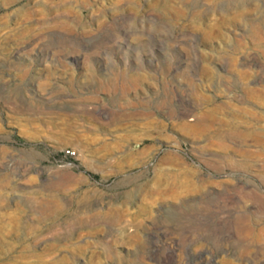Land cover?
Masks as SVG:
<instances>
[{
    "label": "rangeland",
    "instance_id": "374dc122",
    "mask_svg": "<svg viewBox=\"0 0 264 264\" xmlns=\"http://www.w3.org/2000/svg\"><path fill=\"white\" fill-rule=\"evenodd\" d=\"M0 195V264H264V0H0Z\"/></svg>",
    "mask_w": 264,
    "mask_h": 264
},
{
    "label": "bare ground",
    "instance_id": "6f19581e",
    "mask_svg": "<svg viewBox=\"0 0 264 264\" xmlns=\"http://www.w3.org/2000/svg\"><path fill=\"white\" fill-rule=\"evenodd\" d=\"M0 197L2 198L3 196L0 195ZM3 198H4V197H3ZM3 198H2V199H3ZM20 200H21V199H20ZM37 202H38V200H37ZM37 202H35L33 205L31 204V210H34V206L37 205ZM252 218H254V217L251 216V215H248V217H246V221H249V222L251 223ZM243 232H244L246 235L249 236V235H252V233H253V229L251 228L250 225H248L247 227L245 226Z\"/></svg>",
    "mask_w": 264,
    "mask_h": 264
},
{
    "label": "built area",
    "instance_id": "2783aa9c",
    "mask_svg": "<svg viewBox=\"0 0 264 264\" xmlns=\"http://www.w3.org/2000/svg\"><path fill=\"white\" fill-rule=\"evenodd\" d=\"M65 153H66V155H69V156L75 154V152L73 150H66Z\"/></svg>",
    "mask_w": 264,
    "mask_h": 264
}]
</instances>
